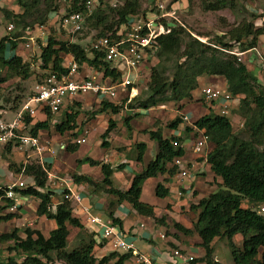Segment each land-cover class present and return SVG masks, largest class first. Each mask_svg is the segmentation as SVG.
<instances>
[{
	"label": "trees",
	"instance_id": "16d2710c",
	"mask_svg": "<svg viewBox=\"0 0 264 264\" xmlns=\"http://www.w3.org/2000/svg\"><path fill=\"white\" fill-rule=\"evenodd\" d=\"M87 1L69 0L65 11L82 12L86 16V28L89 25L94 29L102 27L95 38L108 34L114 37L123 24L131 23L132 20L145 21L148 16L163 12L157 4L152 10L142 11L138 0H126L120 7L106 8L103 0H96V8L89 11L86 8ZM237 1L202 0V8L210 12L227 8L236 13ZM16 2L20 8L19 12L1 7L0 12L7 20L16 19L24 31L38 26L49 28V18L57 16L60 10L56 0H16ZM42 4L44 9L38 8ZM177 4H166L165 11L176 13L179 6ZM243 7L245 8L244 5L242 9ZM250 14L249 19L244 17L237 25L216 35L211 44L204 43L191 35L176 20L163 19L164 25L170 27V32L160 35L157 39L158 48L154 55L156 59L158 58V63L151 68L146 97L139 98L137 94L130 100L131 103L137 101L140 109L147 110L163 101L178 102L190 98L191 91L199 87L200 77H220L225 81L226 92L231 95V106L238 107L235 111L244 119L239 134L233 130L230 119L231 107L229 114H222L220 109L214 111L216 107L218 108V102L212 101L209 112L193 122V125L185 124L181 118H176L169 124L171 130L181 131V134L165 138L160 130L149 133L151 139L157 142L158 153L141 173L134 176L127 191H120L112 182L114 172L122 171L124 165L112 167L110 164L86 158L79 160L78 165L88 162L91 166H100L103 179L95 181L86 175L72 176L77 184H88L94 191H104L115 197L116 202L111 201L108 208V216L114 224L120 225L121 221L114 216L113 207L122 202L130 203L142 216L154 217V206L141 200L145 181L158 175L175 176L177 168L175 166L169 168V163L186 154L182 144L188 140L194 128L203 131L208 137V144L212 146L207 152L206 163L210 165L215 178H220L222 182L220 184L215 182L213 193L200 199L197 204L191 205L190 209L196 215L191 229L178 222L174 223V227L186 236L197 235L200 238V245L205 250V255L199 261L204 264H218L213 256L215 239L227 241L234 264H264V212L260 211L261 206L264 205V83L260 81L259 71L250 70L237 55V53L245 55L254 52L256 56L255 48L264 36V14L259 16L253 12ZM258 20L260 26H256ZM145 33L146 30L141 31V34ZM20 36L21 33L14 31L13 37L7 36L0 41V69H6L13 73L12 75L28 79L31 75V65L21 56L16 55L17 39ZM37 41L41 48V67L56 73L58 77L68 74L64 60L67 56H73L80 66L93 67L97 73L104 72L105 76L111 77L114 81L121 79L118 70L104 60V54L91 47L86 49L79 43L60 41L51 33L47 37L46 46H42L40 39ZM171 63L175 68L172 76L169 75L170 67L172 71ZM5 81L2 79L0 83ZM126 101L123 100L124 103ZM131 103L128 106L133 108ZM122 107L123 105L118 106L103 101L96 113L109 110L119 113ZM70 110L73 111V107L70 106ZM64 114L62 123L55 125L56 130L61 134L76 128L79 111L75 113L65 111ZM51 118V114L48 113L47 120L37 122L30 133L37 136L40 130H48ZM25 122L29 125L31 118L26 117ZM114 125L115 122L110 120L102 136L103 147H108L106 139L114 129ZM242 134H247V138ZM137 149L139 151L137 160L142 161L146 145L139 143ZM11 150L12 147L9 145L8 151ZM75 150L76 148L70 149L71 152ZM22 170L35 181L36 188L29 187L21 190L20 194L37 198L39 200L37 215L54 220L57 226L48 237L39 230L29 228L25 230L26 238H21L18 230L2 233L0 244L14 243L12 250L17 252V255L9 257L6 261L0 258V264H48L54 260L63 264H128L133 257L132 251L125 253L112 251L100 258L96 257V247L100 244L92 234L84 231L80 219L73 214L72 203L69 200H62L57 204L56 211H52L54 192L46 190L47 166L32 163L17 167V172L20 173ZM155 194L159 198H166L169 189L165 184L159 183L155 188ZM194 196L195 189L192 187L190 197ZM0 200L3 202L0 206V224L17 218L18 214L6 213L13 202L5 196V188L2 187H0ZM68 225L82 232L72 250H68L70 236ZM236 235H241L243 238L241 246L234 242ZM19 258L21 261H18ZM196 263L198 262L195 261L193 264Z\"/></svg>",
	"mask_w": 264,
	"mask_h": 264
},
{
	"label": "crops",
	"instance_id": "0c3cea01",
	"mask_svg": "<svg viewBox=\"0 0 264 264\" xmlns=\"http://www.w3.org/2000/svg\"><path fill=\"white\" fill-rule=\"evenodd\" d=\"M7 4L8 0H0L1 8H8ZM178 4L180 5V3ZM27 51L29 50L27 49ZM86 67L83 66L82 68L84 70V76L93 74V69H91L89 66ZM220 79L223 78L208 77V81L210 83H214L215 81H219ZM263 80L264 79H262L260 76V81L263 82ZM136 92V90H133L132 93L136 94ZM122 95L123 93L120 92L119 97H121ZM88 98H90L89 100H91L92 102L102 104L101 100L97 96L90 94L77 97L75 102L78 105L84 103L86 104V102L92 104L91 101L87 100ZM122 99L123 98L120 99V102ZM157 109L165 111L167 110V106L159 104L156 109L147 110L140 108H136L135 110L128 108L121 109L120 112L127 113L129 115V118H127L126 122H124L123 124H118V127L115 123L114 129L110 132L109 136L106 139V141L108 142V147L102 146V136L109 126V121L116 120L114 116L113 118H110V116L107 115L108 111L96 113L95 119L87 122V124L77 123V126L74 130L66 131L61 134L56 130L55 125L62 123V119H64L65 115L64 111H62V113L59 116L55 117L52 122L50 120V128L48 130H40L38 132L37 138L39 139L41 146L44 148L41 153L35 148H30V146L21 145L20 147H12L11 151L12 153H15V156L8 159L3 155L4 151L6 150L5 146L0 144V187L5 188L6 186L16 182L17 180H22L24 175L23 170L20 173L17 172V170L15 169L16 165L17 167H21V165L26 166L28 164L37 163L41 164L44 167L47 166L49 170L47 171V174L53 175L55 177V180L58 181L51 182L50 184H53V186L52 188H48L49 190L54 192V195L52 196V211L55 212L57 204L62 201V193L66 188L65 185L66 182H69V179L70 181H72L73 189L80 193L82 198L80 203L75 202L74 200L71 201L73 214L80 219L81 223L84 226V231L95 236V233L99 231V229L94 226L92 228L86 223V213L98 215L104 219H108L109 204L111 201H113L114 203L116 201L114 196L109 195L104 191H94V189L92 187H89L88 184L75 183L74 178L72 177L74 174L90 176L95 181H101L103 179V174L100 166H91L88 162H84L83 164L78 165V161L89 158L98 160L102 163L110 164L112 167L124 165V169L122 171L114 172L112 176V182L115 188L119 189L120 191H127L131 186L134 176L138 173H141L143 169L152 160L155 159V156L158 153L157 142L151 139L149 135V132L154 131L155 128H150V130L146 131L147 127H150L151 123H155L160 120L161 113L154 114V111H156ZM202 109V113L203 115H205L207 113V110H205L204 108ZM120 112L112 113L114 115H119ZM192 113L190 114L194 117ZM62 114L64 115L61 116ZM46 120L47 117H45L42 112L37 113L29 127L34 126L36 122H44ZM91 128H95L94 131H91ZM52 132L54 134H51L52 137L49 139L48 135H50L49 133ZM180 133L181 131L171 130L170 136L178 135ZM44 135L47 137H45ZM162 135L165 138L170 137L166 136L163 132ZM97 136H100V138L97 139ZM83 137L87 139L85 143H72L73 139ZM42 138H44L43 140H46L48 138V141H46L48 145L42 144ZM90 138L93 140H95L96 138V147L100 152L99 157H94V155H92L93 153H90L89 148L86 150H83L82 148V146L86 145L89 142ZM192 139L193 137L189 135V139L184 143L186 154L183 157L176 158L173 163H169L168 165V167L171 168L173 164H175V162H177V160H179L180 158H184L185 162L189 163L190 167L194 165L193 177L190 183H183L182 179H180L179 177V172H176V175L173 177L165 174L149 178L143 185L141 200L149 205L154 206V217H146L140 215L128 202H122L118 205H114V216L121 221L118 229L119 234L123 237L126 243H132L135 246V249L131 250L133 253V257L130 259L128 264H137L136 257L134 256L136 252L149 256L152 259V264H174L170 259V256H172L174 250H180L184 254L194 257V262H198L196 264H204L199 260L204 257L205 250L201 247V240L197 235L186 236L183 233L177 231L175 227H173V236L166 235L165 239L160 238L161 233L166 234V231H168L169 229V225H172V223L175 222L180 223L188 229H191L193 227L194 221L192 222L191 218H187L188 216L185 215L186 213L184 212L189 213L190 209L188 207L190 206V204H193L195 203V201H199L200 199L206 198L214 192V181L219 184L222 182L220 178H215L210 165L206 163L205 160H200L203 158L197 156V154L193 152L192 148L194 142ZM139 143H144L146 145V151L143 155L142 161L137 160L139 153L137 144ZM208 145L207 149L209 147ZM71 148H76V150L73 151L72 154L75 158L74 161L68 158V156H66L65 154V152L70 151ZM120 148H125L126 151L116 156L118 150L120 151ZM19 149L24 150V152H19ZM29 149H31V151H29ZM46 150L47 152H44ZM26 152H28V154H25ZM89 154H91V156ZM195 157L199 158L195 160ZM10 164H12V167H10ZM50 169L52 171L55 170L56 173L50 171ZM64 170L70 171L73 175H60L59 173H62ZM26 178L28 179V182L33 181L32 178L28 177L27 175ZM166 180H169V182H167ZM159 183L165 184V186L169 189V195L166 198H159L155 194V188ZM183 184H186L187 186L190 185L191 188L193 187V189H195L194 197L190 198V194L189 197H186L185 194L187 192L185 190L182 191L183 195H180ZM18 192L20 193V191ZM21 197V206L19 209L18 217L11 221L1 223L0 227L2 225H10L9 227L13 225L12 227L16 226L18 228L17 223H19L20 226L24 225L22 223L23 221H26L28 227H33L35 224H37L36 227L43 233L45 237H48L50 232L56 228V222L52 219H48L46 216L37 215L36 210L39 204V200L37 198L33 196L22 195ZM1 205H3V202L0 200V206ZM164 208L166 211L164 210ZM183 208H186V210H183ZM85 209L87 210L85 211ZM162 210H164V212L168 211L167 213H169L166 224H162L167 228L158 224V222L160 221V217H162ZM176 210H179L180 213L183 214L180 218H176L175 216V219L173 214ZM68 228L70 230V236H74L76 242L79 241L82 235V232H80L81 230L70 225H68ZM221 241L226 247V250L224 249V252H226V256L232 262L231 264H234L232 256L230 257L227 250L228 244L225 239L214 240V261L218 264H224L222 260H220L219 257L216 256V245ZM242 241L243 238L241 235H236L234 237V242L238 246L242 245ZM106 243L107 241H104V244ZM111 251L112 250L109 245H99L98 247H96V257L100 258L104 255H107ZM120 253H125V251H120ZM194 262L190 264H193Z\"/></svg>",
	"mask_w": 264,
	"mask_h": 264
},
{
	"label": "rangeland",
	"instance_id": "374dc122",
	"mask_svg": "<svg viewBox=\"0 0 264 264\" xmlns=\"http://www.w3.org/2000/svg\"><path fill=\"white\" fill-rule=\"evenodd\" d=\"M104 1V8H106L107 6L109 7H120L122 6L126 0H103ZM142 6V11L143 10H152L155 8V4L161 3L164 4V6L168 3H180V7L178 6L177 8V12L175 13L174 17L176 18L175 20L178 22V24L182 27L185 28L186 31H188L191 35H193L194 37L198 38L200 41L207 43V44H211L214 42V37L216 35L222 34L224 32H226L227 30H229L231 27L237 25L239 22H241V20L246 17V18H250L251 14L250 13H255L258 16L264 14V0H238L237 1V12L234 13L229 9H222V10H218V11H214V12H210V11H205L202 8V0H138ZM56 2L60 5V10L57 16L55 17H50L49 18V28H47V34L49 36V34L51 33V35L55 38H57L58 40H62V41H70V42H74V43H79L82 46H84L86 49H90L91 44L93 43L94 39H96L95 37L97 36V34L101 31L102 27H100L99 29H94L93 27H91L89 25V27L87 26V28L78 33V34H70L67 31L63 30L62 26H61V22L60 19L63 15V13L65 12V10L68 8V3L65 2L64 0H56ZM8 8L9 10H12L14 12H19L20 8L16 2V0H8ZM175 5V4H174ZM178 5V4H177ZM242 5L245 6L244 9H242ZM177 7V6H176ZM38 8L40 9H44V5H40ZM52 18V19H51ZM260 20L256 21V26H260L259 24ZM14 24L15 25V30L18 33H21V36L17 39V55L18 56H22V58H26L25 60L28 61L26 63H29L31 65V75L28 79H23L20 77H17L15 75H12L13 73L7 71L6 69H0V80L5 79V82L0 83V118L5 120V121H10L11 119L15 118L16 113H18L21 108L23 107V105L28 101L29 98L34 96L35 93V88L37 86V84L42 83L43 80L45 79L46 74L48 75V69H43L40 65V63H38V58L41 54V49L39 48V44L38 42H36L35 44L32 43V41L29 38H25V31L22 29V26L20 24H18V21L15 20H7L4 17V14L2 12H0V41L5 38V37H13V32L12 33H8L7 31V26L10 24ZM47 25V24H46ZM23 40H22V39ZM31 43V47L30 49L26 48L25 45ZM25 47V49H24ZM27 49L29 51H27ZM257 51V57L254 55V52L252 53H248L246 55H241L239 58H241L242 62H244L247 67L252 70V71H259V78L261 76L262 79H264V64L262 65L261 62H264V36L261 37L260 43L259 45L255 48ZM238 55V53H237ZM158 63V58L156 59L153 58L152 60L148 59V62L145 63L143 65V69H142V74L140 76V80L135 84V89L138 92V96H140L139 98L142 97H146V92H147V86L148 83L150 81V76H151V68L153 66H155ZM172 65V71H171V67H170V72L169 75L172 76L175 72V68L173 66V63H171ZM261 65V66H259ZM87 68V67H86ZM83 69H82V73H83ZM95 73H97L96 71L93 72L92 75H95ZM101 73V72H99ZM84 75V74H83ZM92 77V76H90ZM97 79L99 78V75H96ZM208 77L209 76H203L199 78V87L193 91H191V97H187L186 99H183L181 101L178 102H174V101H163L159 104L162 105H166L167 106V110L162 111L157 109L156 111H154V114H160V120H158V122H153L151 123L150 127H147L146 131L150 130V128H155L154 131H161L163 132L166 136H170V132L171 129L169 128V124L175 120L176 118H181L184 121V117H186L185 115H188V119L186 122L187 124H191L192 122H195L198 118H200L201 116H203V109L207 110L206 112H209L208 109L212 107V105L209 104V102L205 99V97L202 95V90L204 88H207L209 86H212L213 84H217L218 86H220L221 88H223V90L226 91V85H225V81L223 79H220L219 81H215L214 83H210L208 81ZM264 82V80H263ZM135 93V92H134ZM90 98H88L87 100H89ZM91 101V100H89ZM92 102V101H91ZM122 102V101H121ZM120 100L117 103L118 106L123 105L122 109H133L135 110L136 108L138 109V102L137 101H133L132 103H121ZM130 103L133 105V108H130L128 105H130ZM158 104V105H159ZM102 104H98L96 102H92L88 103L86 102V104H79L78 106H76L74 109L76 111H79V116L77 118V123H81V124H87V122L91 121L92 119H95V115L96 112L100 109ZM154 106L150 109H156V107L158 106ZM128 106V107H127ZM210 106V107H209ZM236 106H231V114H230V119L232 121V125H233V130L236 134H239L242 130V123L243 120L242 117L236 113L237 111ZM218 110V108L216 107L214 111ZM236 110V111H235ZM179 112V113H177ZM192 113L194 115V117L190 114ZM189 113V114H188ZM202 113V115H201ZM110 116V118H113V116L115 117L116 120L115 123L118 127V124H123L124 122H126V119L129 118L128 114L125 112H120L119 115H114L112 113L111 110L108 111V114ZM163 115V116H162ZM200 116V117H199ZM55 118V117H54ZM109 118V119H110ZM163 118V119H162ZM196 119V120H195ZM140 120V119H138ZM191 120H195V121H191ZM142 122V121H141ZM116 127V128H117ZM95 128H91V131H94ZM241 130V131H240ZM145 131V130H144ZM143 131V132H144ZM28 133H30V128L25 129L24 130V134L28 135ZM142 133V132H141ZM150 133V132H149ZM48 135L49 139L52 137L51 134ZM96 135V134H95ZM45 136V135H44ZM243 137L247 138V134H242ZM47 137V136H45ZM96 137V136H95ZM100 138V136H97V139ZM44 138H42V144L44 145H48L46 140H43ZM96 138L95 140L93 139H89V142L82 146L83 150L86 149H90V153L92 155H94V157H99L100 152L97 150V145H96ZM21 143L20 142H16V146L15 147H20ZM208 149L206 150V152H209L212 149V146L209 144L208 145ZM6 150L4 151V157L10 159L13 156H15V153H12L8 151V147H5ZM29 151H31V149H29ZM125 148H120V151L118 150L116 156H118L120 153L125 152ZM19 152H24V150L19 149ZM44 152H47L44 151ZM127 153V152H126ZM25 154H28V152H26ZM66 156H68V158L72 159L73 161L75 160V158L73 157V152H65ZM91 154H89L91 156ZM200 157H204L202 155H200ZM198 157H195V160H197ZM11 161V160H10ZM33 161V160H32ZM77 161V160H76ZM12 162V161H11ZM13 163V162H12ZM29 165V164H28ZM15 169L17 170V165L15 166ZM49 171V170H48ZM50 171H52L50 169ZM52 172H55V170H53ZM56 173V172H55ZM60 175H73L70 171H66L64 170L62 173H59ZM22 181L28 183V179L26 178V175H23ZM216 181L213 182V184H215ZM53 185L49 186V188H52ZM59 195V194H58ZM186 197H189V192H187L185 194ZM192 198V197H190ZM189 199V198H188ZM199 201H195V203L193 204H197ZM192 204H190V206L188 207L190 209ZM244 206H246V204H244ZM165 210V208H164ZM164 210L161 211V216L160 217V221L158 222L159 225L164 226L162 224H166V220L168 218L169 213L164 212ZM183 210H186V208H183ZM166 211V210H165ZM186 213L185 215H187V218H191L192 222L196 219V216L194 215V213L191 211L188 212H184ZM183 213H180L179 210H176L173 214L174 218L176 216V218H180L182 216ZM195 216V217H194ZM175 218V219H176ZM186 218V219H187ZM24 225H20L19 223H17L18 228L16 226L14 227H9L6 225H2L0 227V235L2 233H10L14 230H18V234L21 238H26V234H25V230L26 229H31V230H39L35 224L33 227H28V224L26 223V221L22 222ZM174 223H172V225H169V229L168 231H166V235L168 236H173L174 232L172 229ZM91 226V225H90ZM93 228V226H91ZM166 227V226H164ZM167 228V227H166ZM40 231V230H39ZM47 237V236H46ZM70 241L68 244V250H72L74 249V247L76 246V239L74 236H70L69 237ZM99 240V239H98ZM226 242V241H225ZM107 245H109V242H107ZM14 246V243H3L0 244V258L1 260L6 261L9 257H13L17 255V252L13 251L12 248ZM227 246V245H226ZM110 247V245H109ZM225 245L224 243L221 241L216 245V256L219 257L220 260H222V262L224 264H230L232 263L229 258L226 256V252H224L225 249ZM226 250V249H225ZM227 250L229 252V255L231 257V253L230 250L227 246ZM21 261V258H19ZM171 260H174L172 256H170ZM48 264H63L61 263V261L58 260H54L52 263H48Z\"/></svg>",
	"mask_w": 264,
	"mask_h": 264
},
{
	"label": "built area",
	"instance_id": "2783aa9c",
	"mask_svg": "<svg viewBox=\"0 0 264 264\" xmlns=\"http://www.w3.org/2000/svg\"><path fill=\"white\" fill-rule=\"evenodd\" d=\"M68 2L69 0H64ZM96 0H88L86 8L91 11L96 8ZM71 7V6H70ZM69 7V8H70ZM158 7L163 10L162 13L157 15H150L145 21L132 20L131 23L123 24L115 33L105 35L94 39L91 44V49L102 52L104 60L113 65L115 69L121 74L119 81H114L111 77L105 76L104 72L95 73V75L84 76L82 73L83 66H80L73 58L67 56L64 67L68 70V74L57 77L55 74H50L46 80L38 87L37 95L32 97L27 104L22 108V112L17 115V118L12 122H5L0 120V141L7 143L13 139L20 140L23 144L31 145L41 151L39 140L30 136H24L20 133V129L24 128L23 125V112H28L30 116H34L37 112V106L40 109L47 108L53 115H60L62 110L68 105L73 104L76 98L82 95H94L101 101L106 100L111 103L119 102L121 98H127L130 102L133 97V90L135 84L140 80L143 65L152 60L156 56L154 52L158 48L157 39L162 34L170 32V27H166L162 22L163 19H176L175 12L165 11V6L159 3ZM90 13V12H89ZM61 26L63 30L70 34H78L86 29V16L82 12H64L61 19ZM14 24L7 26L8 32H13L15 29ZM146 30L147 33L141 34V31ZM29 38L34 44L38 39L42 44L47 41V27L38 26L33 29L25 31V38ZM31 43L25 45L30 48ZM86 67V65H84ZM93 69V67H90ZM93 71H95L93 69ZM99 75L100 79H97ZM92 76V77H90ZM120 92L123 93L121 97ZM202 95L210 102H218V109L222 114H229L231 107V95L228 94L223 88L218 85H212L202 90ZM35 103V107L31 105ZM212 105V104H211ZM186 116V115H185ZM188 116L184 117V121L189 120ZM193 137V152L200 157L206 158V148L208 145V137L206 134L194 128L191 135ZM86 138H76L72 140L73 144H81L86 142ZM176 144V143H175ZM198 157V158H199ZM206 161V159H205ZM175 166L178 168L179 177L183 183H190L193 177V168L189 163H186L184 158L177 160ZM55 177L49 174V181H53ZM183 184L180 195H183V190L191 192V186ZM65 199L80 203L82 198L80 193L75 191L72 182H66ZM23 190L27 188L24 181L18 180L12 185L8 186L6 190V197L13 203L8 209L10 213H17L21 205V196L15 189ZM87 209H85L86 211ZM264 212V207L261 208ZM86 223L88 225L97 227L99 229L100 237L108 240L110 248L114 251H129L134 250V244H128L123 237L119 234V226L114 224L109 219H104L98 215L86 213ZM160 238L165 239L166 234L161 233ZM137 264H152V259L145 254L135 253ZM171 260L174 264H189L194 261V257L184 254L180 250H174Z\"/></svg>",
	"mask_w": 264,
	"mask_h": 264
},
{
	"label": "clouds",
	"instance_id": "9594fccd",
	"mask_svg": "<svg viewBox=\"0 0 264 264\" xmlns=\"http://www.w3.org/2000/svg\"><path fill=\"white\" fill-rule=\"evenodd\" d=\"M162 3V2H161ZM157 5H159V3L157 2L156 3ZM16 29V28H15ZM14 31H16V30H14ZM14 31H13V33H14ZM8 33H12V32H8ZM49 37V36H48ZM22 39V38H21ZM23 40V39H22ZM36 42H38V41H36ZM35 42V43H36ZM34 43V44H35ZM42 43V42H41ZM42 46H46V44H42ZM25 48V47H24ZM30 49V48H29ZM41 49V48H40ZM257 51V50H256ZM248 53H251V52H248ZM248 53H246V54H248ZM16 55H17V52H16ZM243 56L244 54H240V53H238V56L240 57V56ZM40 56H41V54H40ZM40 56H39V58H38V63H40V65L42 66V64H41V62H40ZM256 56H257V53H256ZM22 57V56H21ZM23 60L25 61V62H27L28 61V59L27 60H25V58L23 57ZM65 62H66V58H65V60H64V64H65ZM87 66V65H86ZM94 69V68H93ZM50 74H55V75H57L56 73H52L51 71H48V75L46 74V76H45V79L43 80V82L46 80V78L50 75ZM63 76V75H62ZM57 77H58V75H57ZM61 76H59V78H60ZM43 82L42 83H39V84H37V86H36V88H35V93H34V96L33 97H35L36 95H37V90H38V87L41 85V84H43ZM264 83V82H263ZM134 90H136L135 88H134ZM138 94V92H136V94H134L133 95V97H135L136 95ZM132 97V98H133ZM32 98V97H31ZM31 98H29L28 99V101L31 99ZM131 98V99H132ZM126 100H128L127 98H125ZM123 100L124 99H122L121 101L123 102ZM27 101V102H28ZM103 101H106V100H102L101 102H103ZM27 102L25 103V104H27ZM108 102V101H107ZM121 102V103H122ZM109 103H111V102H109ZM126 103H129V102H127L126 101ZM24 104V105H25ZM112 104H114V105H118L117 103H112ZM23 105V106H24ZM31 105L33 106V107H35V103H31ZM70 106L71 107H73V109L76 107V106H78V104L76 103V102H73V104H68L62 111H64V113H65V111H68V112H70V113H75L76 112V110L74 109L73 111L72 110H70ZM23 108V107H22ZM22 108H21V110L18 112V113H16V116H15V118H13V119H11L10 121H5V120H3V119H1L0 118V120H2V121H5V122H7V123H9V122H12V121H14L16 118H17V115L19 114V113H21L22 112ZM40 112H42L44 115H45V117H47L48 118V113H50L51 114V116H52V118H51V122L53 121V119H54V117H57V116H59V115H53L47 108H43V109H40V108H38V106H37V112H36V114L34 115V116H30L29 114H28V112H23L22 114H23V125H24V128L22 129H20V133L21 134H23L24 136H30V137H33V138H37V136H33L31 133H28V135H26V134H24V130L25 129H28V128H30V132H31V129H32V127L33 126H31V127H29V125H31V123H32V120L34 119V117L37 115V113H40ZM64 114H62L61 116H63ZM60 116V117H61ZM186 116H188V115H186ZM26 117H30L31 118V122L29 123V125H27L26 124V122H25V118ZM64 117H65V115H64ZM62 120H64V119H62ZM189 121H190V119H189ZM37 123V122H36ZM35 123V124H36ZM185 124H187V122L185 121L184 122ZM190 125H193V123H191ZM181 134V133H180ZM192 134V133H191ZM191 134H190V136H191ZM38 139V138H37ZM189 139V138H188ZM39 140V139H38ZM16 142H20L21 143V145H23V146H30V148H35V147H32L31 145H26V144H23L20 140H16V139H13L12 141H9V142H7V143H2L1 141H0V144H2L3 146H11V147H15L16 146ZM40 143V142H39ZM184 143L185 142H183V144H182V147L184 148ZM40 147L42 148V150L41 151H39L40 153L43 151V147L41 146V144H40ZM36 150H37V148H35ZM185 149V148H184ZM206 153V155H207V152H205ZM201 158H203V157H201ZM204 160H205V158H203ZM173 163V162H172ZM173 166H175V164H173ZM172 166V167H173ZM176 167V166H175ZM177 168V167H176ZM177 172H178V168H177ZM21 180V179H20ZM33 180V179H32ZM18 181V180H17ZM16 181V182H17ZM53 181H55V182H58V181H56L55 179L53 180ZM53 181H49V175H48V178H47V191L49 190L48 188V185L49 186H51V185H53V184H50L51 182H53ZM68 181L69 182H72V181H70L69 179H68ZM54 182V183H55ZM15 183V182H14ZM26 183V182H25ZM13 184V183H12ZM12 184H10V185H12ZM10 185H8V186H10ZM26 185H27V188H29V187H34V188H36V185H35V181L33 180L32 182H28V183H26ZM8 186H6L5 187V196H6V190L8 189ZM26 188V189H27ZM24 190V189H23ZM15 191L21 196V194L18 192V191H21V190H19V189H15ZM49 191H51V190H49ZM186 191V190H185ZM187 192V191H186ZM65 193H66V188L64 189V191H63V193H62V195H63V199L62 200H64L65 199V197H64V195H65ZM21 199H22V197H21ZM71 202V201H70ZM21 206V205H20ZM262 207H264V205L263 206H261V208ZM10 208V207H9ZM8 208V209H9ZM20 208V207H19ZM261 208H260V211H261ZM6 213H10V212H8V210L6 211ZM19 213V209H18V212L17 213H14V214H18ZM109 220H111L110 218H108ZM112 221V220H111ZM113 222V221H112ZM119 226V225H118ZM98 238L100 239V240H98ZM94 239L97 241V243L98 244H100V246L101 245H107V243L106 244H104V241H107L108 242V240H105V239H103L102 237H100V234H99V231H97L96 233H95V236H94ZM112 250V249H111ZM112 251H114V250H112ZM111 251V252H112ZM129 251H131V250H129ZM118 252H120V251H118ZM125 252H128V251H125ZM194 260H195V258H194ZM192 262H194V261H192ZM192 262H190V263H192ZM189 263V264H190Z\"/></svg>",
	"mask_w": 264,
	"mask_h": 264
}]
</instances>
